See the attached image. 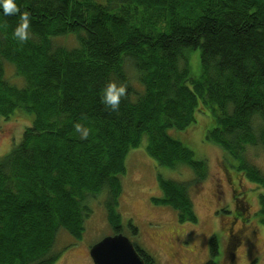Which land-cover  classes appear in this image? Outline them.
Masks as SVG:
<instances>
[{
	"label": "trees",
	"instance_id": "trees-1",
	"mask_svg": "<svg viewBox=\"0 0 264 264\" xmlns=\"http://www.w3.org/2000/svg\"><path fill=\"white\" fill-rule=\"evenodd\" d=\"M14 2L15 14L0 7V119L23 115L31 123L0 157V264H55L56 234L80 239L88 202L99 196L114 234L121 232L120 177L143 139L157 163L195 174L190 182L158 174L162 195L152 202L172 207L181 224L196 223L188 188L208 177L207 160L174 136L191 131L199 116L209 120L204 140L225 153L224 168L262 191L256 212L236 208L229 217L239 216L236 236H264V173L246 158L247 150H264V0ZM23 13L30 36L21 42L13 34ZM67 35L75 46L53 45ZM194 52L197 74L190 73ZM3 60L22 84L6 81ZM109 82L127 89L116 110L101 100ZM215 223L204 264H216L223 246ZM128 227L137 234L131 221Z\"/></svg>",
	"mask_w": 264,
	"mask_h": 264
},
{
	"label": "rangeland",
	"instance_id": "rangeland-1",
	"mask_svg": "<svg viewBox=\"0 0 264 264\" xmlns=\"http://www.w3.org/2000/svg\"><path fill=\"white\" fill-rule=\"evenodd\" d=\"M53 45L71 48L76 45V41L71 35L60 36L53 39ZM2 64L6 81L14 85L22 84L23 81L17 75L15 67L5 60ZM189 64L190 73L197 74L200 70L197 52L192 53ZM29 119L30 121L23 115L0 119V157L20 142L23 130L31 123V117ZM208 122L207 118L199 116L197 124L192 126L194 128L190 129L191 131L178 133V137L173 135L193 150L195 158L207 160L208 177L188 188L197 215L196 223H179L178 214L172 207L155 205L151 200L152 197L162 195L157 183L158 174L167 180L190 182L195 176L191 169L183 164L174 169L160 165L145 152V139L139 147L129 151L124 162L126 173L120 177L122 190L117 205L122 217L121 233L130 238L133 244L143 248L154 259L153 264H204L205 260L211 257L207 239L215 233L212 231L214 226H217L215 221H219L221 230L228 232L232 225L234 228L239 226V223L236 225V222L231 223L229 219L235 214L236 208L249 215L258 208L256 196L258 198L262 191L256 184L239 175L237 169L230 167L225 169L223 149L204 140L203 135L210 128ZM246 158L250 164L264 173L262 148L247 150ZM231 162L237 164L233 159ZM103 200L104 196L89 200L88 205L92 209V214L84 223L85 230L80 239L73 238L63 230L56 234L52 250L62 254L55 264H93L89 248L101 238L114 234L113 228L108 224ZM249 202H252L253 206ZM128 221L137 228L136 235H133L128 227ZM256 225L255 222L250 223L251 229L255 230ZM242 243L236 251L235 264H264V236L249 235L243 237ZM220 250L222 251V247ZM219 259L220 256L216 255L214 258L216 264Z\"/></svg>",
	"mask_w": 264,
	"mask_h": 264
},
{
	"label": "water",
	"instance_id": "water-1",
	"mask_svg": "<svg viewBox=\"0 0 264 264\" xmlns=\"http://www.w3.org/2000/svg\"><path fill=\"white\" fill-rule=\"evenodd\" d=\"M93 264H145L134 244L121 232L101 238L89 248Z\"/></svg>",
	"mask_w": 264,
	"mask_h": 264
},
{
	"label": "clouds",
	"instance_id": "clouds-1",
	"mask_svg": "<svg viewBox=\"0 0 264 264\" xmlns=\"http://www.w3.org/2000/svg\"><path fill=\"white\" fill-rule=\"evenodd\" d=\"M0 7H2L4 14H15L19 12V8L17 7L14 0H0ZM20 24L16 27L14 31V37L24 42L29 36V17L27 13H23L20 16ZM126 86L124 84H117L115 82H109L105 88L103 89V94L101 97L102 103L106 106H109L111 109L116 110L119 108L120 100L126 94ZM79 127V126H77Z\"/></svg>",
	"mask_w": 264,
	"mask_h": 264
},
{
	"label": "flooded vegetation",
	"instance_id": "flooded-vegetation-1",
	"mask_svg": "<svg viewBox=\"0 0 264 264\" xmlns=\"http://www.w3.org/2000/svg\"><path fill=\"white\" fill-rule=\"evenodd\" d=\"M238 217L239 216H235L233 221H231V223L236 222L237 224ZM228 230H229L228 232L226 231L220 234L221 240L223 239V242L221 244H224V245L222 246V251L220 250V248H218L217 255L220 256V259L217 261V264H220V263L221 264H235L236 259H237L236 251L238 247L243 244L242 243L243 236L241 237L236 236V232L238 230H239L238 232H241V229H236L232 225V229H228ZM227 248L229 250H227Z\"/></svg>",
	"mask_w": 264,
	"mask_h": 264
}]
</instances>
